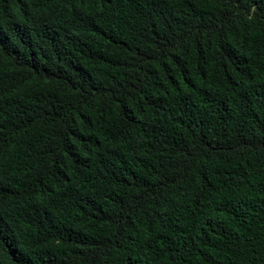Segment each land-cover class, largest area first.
<instances>
[{"label": "trees", "instance_id": "1", "mask_svg": "<svg viewBox=\"0 0 264 264\" xmlns=\"http://www.w3.org/2000/svg\"><path fill=\"white\" fill-rule=\"evenodd\" d=\"M0 264H264V0H0Z\"/></svg>", "mask_w": 264, "mask_h": 264}]
</instances>
